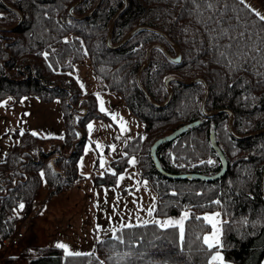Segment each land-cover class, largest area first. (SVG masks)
Wrapping results in <instances>:
<instances>
[{
	"label": "trees",
	"instance_id": "16d2710c",
	"mask_svg": "<svg viewBox=\"0 0 264 264\" xmlns=\"http://www.w3.org/2000/svg\"><path fill=\"white\" fill-rule=\"evenodd\" d=\"M4 1L19 10L22 18L15 29L0 30V100L11 97L17 102L29 94L44 101L58 97L66 128L60 139L30 129L14 133L17 141L0 157V241L15 230L22 209H31L43 180L50 197L81 177L77 160L84 135L78 128L84 129L89 118L104 115L93 92L84 93L73 74L75 63L87 57L101 87L120 94L132 115L144 124V132L125 144L124 155L112 160L116 171L96 176L95 182L114 183L128 157L134 155L142 176L157 193L154 212L159 216L182 210L189 213L183 222V239L179 225L162 227L147 221L118 227L113 235L96 239L90 251L34 243L17 253L1 255L4 263L212 264L210 257L216 248L204 243L211 224L203 217L205 212L217 210L224 258L234 264H262L264 132L238 139L228 131L226 112L204 115L200 81H170L173 93L169 102L153 106L137 85L136 72L150 44L160 42L172 55L175 50L152 29L139 30L120 47H108L107 26L122 0H101L83 19L67 12L75 0ZM95 1L82 0L74 13H86ZM255 1L264 9V0ZM17 19L0 1V25L11 26ZM140 24L163 30L181 50L178 62L166 58L158 47L151 50L140 82L156 102L167 97L163 81L168 75H201L209 88L206 110L230 109L238 134L264 127V20L244 0H127L114 22L111 43ZM195 119L200 123L156 147L160 166L176 174L219 171L221 160L210 141L213 130L227 161L225 172L211 180L164 176L154 165L151 144ZM56 140L69 151L67 157L53 155L58 150ZM24 154L28 158L22 160Z\"/></svg>",
	"mask_w": 264,
	"mask_h": 264
},
{
	"label": "rangeland",
	"instance_id": "374dc122",
	"mask_svg": "<svg viewBox=\"0 0 264 264\" xmlns=\"http://www.w3.org/2000/svg\"><path fill=\"white\" fill-rule=\"evenodd\" d=\"M244 1L260 16H264V9L255 0ZM73 74L84 93L93 92L97 108L100 111L101 106L104 108V111H101L104 113L103 116H93L86 121L84 129L78 128L84 135L77 160V169L81 177L62 192L50 197L46 195V183L43 180L31 209L24 207L19 214L13 233L19 231L21 235L17 236L16 241L11 239L10 242L0 243V264H5L1 255L17 253L34 243L44 244L42 243L44 240L35 242L37 238L35 225L37 229L38 224L44 226L45 236L50 237L54 245H64L67 251H90L94 240L113 235L120 226L147 221H156L162 225L168 221L181 220L184 214L188 213V210H182L177 214L159 216L154 212L157 193L151 182L142 176L134 155L128 157L126 166L116 174L114 183L95 182L96 176L116 171L112 160L124 155L125 144L133 136L144 132V124L141 119L132 115L120 94L101 87L89 57L75 63ZM71 117L72 122L74 114ZM89 124L92 125L91 129L88 127ZM65 128L63 103L58 97L44 101L35 94H29L17 102L11 97L2 99L0 157L17 141V135L14 134L16 131L30 129L43 136L60 139ZM54 148H57L58 152L53 151V155L67 157L69 154V151L63 149L60 140H56ZM22 156V160L28 158L27 154ZM132 160L135 163H130ZM150 208L153 209L151 212ZM214 213H219V216L215 217V231L219 243H214L216 249L210 257L211 263L234 264L224 258L220 248V212L208 211L204 216ZM213 231L211 225V231L205 236L211 235ZM48 242L49 240L46 243ZM217 254L220 258L213 260V256Z\"/></svg>",
	"mask_w": 264,
	"mask_h": 264
},
{
	"label": "water",
	"instance_id": "95a60500",
	"mask_svg": "<svg viewBox=\"0 0 264 264\" xmlns=\"http://www.w3.org/2000/svg\"><path fill=\"white\" fill-rule=\"evenodd\" d=\"M0 1L8 9L14 11L19 17L14 26H1L0 25V30H13L15 28V26L20 22L22 16H21V14H20V12L18 10H16L15 8L9 6L4 0H0ZM81 1L82 0L73 1L69 5V7L67 9V12L71 16H73V17H75L77 19H83V18H85L87 16H90L95 11V9L98 7L99 3L101 2V0H96L95 4L93 5V7L90 10H88L85 14L77 15L76 13H74L73 9ZM122 1H123L122 7L119 10H117V12L114 13V15L112 16V18L110 19V21L108 23V30H107V36H106V44H107L108 47H110V48L120 47L133 34L138 32L139 30H141V29H152V30L162 34L166 38V40L171 44V46L174 48V50H175V55H172L169 52V50L162 43L154 42V43L150 44L148 46V48L146 49L144 60L140 64V66H139V68H138V70L136 72L137 85L141 89L142 93L145 95L146 99L153 106L162 107V106H165L169 102V100L172 97V93H173L172 88L169 85L170 81L176 80V81H179V82L185 83V84H191V83L200 81L203 84V87H204V93H203L202 100H201V111H202V113L204 115L209 116V115H213V114H216L218 112H221V111L226 112L228 114V119H227L228 131H229V133L232 136H234V137H236L238 139L246 138V137H249V136L256 135V134L264 132V127H263V128L258 129V130H255L253 132H249V133H245V134H238V133H236L233 130V126H232L233 113H232V111L230 109H228V108H217V109H212V110H206L205 109V102H206V99H207L208 94H209V88H208L206 80L201 75H197V76H194V77H191V78H183V77H180V76L175 75V74L168 75L163 81L164 82V86H165V88L167 90V97L162 102H156L147 93V91L145 90V88L143 87V85L140 82V75H141L143 69H145V67L149 63L150 56H151V50L154 47L160 48L162 50V52L164 53V55L166 56V58H168L169 60L174 61V62H178V61L181 60V57H182L181 50H180L179 46L177 45V43L175 41H173V39L169 35H167V33H165L163 30H160L158 28H155V27H152V26H149V25H142V24L136 25L131 30L126 32L125 35L117 43H115V44L111 43V34H112V29H113L114 22H115L117 16L122 12V10H124V8L127 5V0H122ZM198 123H200L199 119H195L193 121L185 122V123L179 125L178 127L174 128L172 131H170V132H168V133L156 138L153 141V143L151 144V147H150V154L152 156V159H153L155 167L157 168V170L161 174H163L164 176H167L169 178L197 177V178H201V179H205V180H211V179L218 178L220 175H222L225 172V169H226V166H227V161H226V158H225L222 150L220 149V147L218 146V144H217V142H216V140L214 138L213 130L210 131V141H211V144H212L213 148L215 149L216 153L218 154V156H219V158L221 160V164L222 165H221V168H220L219 171H217L216 173H213V174H202V173H197V172H183V173H177L176 174V173H169V172L165 171L160 166L159 159H158L157 154H156V147L160 143H163L165 141H168V140H171V139L175 138L179 133L191 128L192 126H194V125H196ZM261 186H262V189H261L262 190V195H263V198H264V168H263L262 177H261Z\"/></svg>",
	"mask_w": 264,
	"mask_h": 264
},
{
	"label": "snow or ice",
	"instance_id": "6c2138e0",
	"mask_svg": "<svg viewBox=\"0 0 264 264\" xmlns=\"http://www.w3.org/2000/svg\"><path fill=\"white\" fill-rule=\"evenodd\" d=\"M261 19L264 20V16H261ZM101 111H104V108L103 106H101ZM89 129L92 128V125L89 124L88 125ZM35 135V133H33ZM130 163H135L134 160L130 161ZM208 163H212V161H208ZM101 167H103V162H101ZM217 203H219V201H217ZM22 207V205H21ZM153 209H149V212H151ZM189 215V213H185L184 216L181 218V220H177V221H168L167 223L165 224H162L161 226L162 227H167L168 224H176V225H179V230H180V237L181 239H183V219L184 218H187V216ZM219 216V213H214L212 215H206L203 217V219L205 221H207L209 224L212 225V228H213V232L211 235L209 236H205L203 237V240H204V243L209 247V248H212L214 246V243L215 244H218L219 243V240L217 239V232L215 231L216 229V223H215V217H218ZM196 219H200V217H196ZM61 247H64V245H60ZM219 254H217L216 256H213V260H216V259H219Z\"/></svg>",
	"mask_w": 264,
	"mask_h": 264
},
{
	"label": "crops",
	"instance_id": "0c3cea01",
	"mask_svg": "<svg viewBox=\"0 0 264 264\" xmlns=\"http://www.w3.org/2000/svg\"><path fill=\"white\" fill-rule=\"evenodd\" d=\"M43 224V223H42ZM38 226V228L36 229V225H35V231L37 232V238H36V241L35 242H41L42 240H44V241H42V243H44V244H52V245H54L55 243H53L52 241H51V238L50 237H46L45 236V234H44V226L43 225H40V224H38L37 225ZM47 240H49V242L48 243H46L47 242ZM95 241V240H94ZM64 248V247H63Z\"/></svg>",
	"mask_w": 264,
	"mask_h": 264
},
{
	"label": "built area",
	"instance_id": "2783aa9c",
	"mask_svg": "<svg viewBox=\"0 0 264 264\" xmlns=\"http://www.w3.org/2000/svg\"><path fill=\"white\" fill-rule=\"evenodd\" d=\"M20 236L21 235V233L19 232V231H16L15 233H12V234H10V235H8L7 237H5L2 241H1V243L3 242V243H5V242H10L11 241V239H13L14 241H16V238H17V236Z\"/></svg>",
	"mask_w": 264,
	"mask_h": 264
},
{
	"label": "bare ground",
	"instance_id": "6f19581e",
	"mask_svg": "<svg viewBox=\"0 0 264 264\" xmlns=\"http://www.w3.org/2000/svg\"><path fill=\"white\" fill-rule=\"evenodd\" d=\"M85 14V13H84ZM88 17V16H87ZM86 18V17H85Z\"/></svg>",
	"mask_w": 264,
	"mask_h": 264
}]
</instances>
